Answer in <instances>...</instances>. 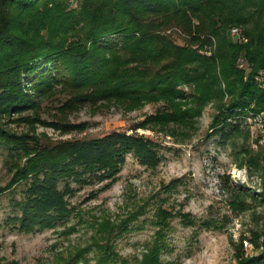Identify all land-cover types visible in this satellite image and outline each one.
Returning a JSON list of instances; mask_svg holds the SVG:
<instances>
[{
    "label": "trees",
    "instance_id": "trees-1",
    "mask_svg": "<svg viewBox=\"0 0 264 264\" xmlns=\"http://www.w3.org/2000/svg\"><path fill=\"white\" fill-rule=\"evenodd\" d=\"M172 27L187 36L184 43L163 33ZM235 28L246 41L234 38ZM262 68L264 0H0V151L12 173L10 187L23 185L21 197L10 199L4 226L23 234L54 229L74 213L71 200L79 188L105 189L127 156L145 167L160 162L159 144L134 131L48 145L10 128V123L40 122L36 111L58 87L71 95L63 109L98 102L132 109L163 100L165 109L148 116L142 126L159 125L171 135L214 102L218 113L208 136L225 145L248 135L246 112L264 111V88L254 81ZM183 84L191 89L189 109L176 103L186 98L179 88ZM83 129L84 124H71L64 130ZM259 159L260 151L242 147L234 163L250 173L259 169ZM232 190L237 203L264 200V183L262 191L252 194L236 186ZM114 228L101 246L94 243L104 250L96 264H129L113 250L111 237L119 227ZM164 230L159 229L158 240L145 247L136 264H169L162 260ZM250 234L253 253L241 255L237 264H264V225Z\"/></svg>",
    "mask_w": 264,
    "mask_h": 264
},
{
    "label": "rangeland",
    "instance_id": "rangeland-1",
    "mask_svg": "<svg viewBox=\"0 0 264 264\" xmlns=\"http://www.w3.org/2000/svg\"><path fill=\"white\" fill-rule=\"evenodd\" d=\"M71 7L75 8V4ZM163 33L179 44L187 38L177 27ZM179 88L186 97L176 101L179 109L191 108V89L184 84ZM221 88L226 91L223 83ZM59 90L60 87L36 111L40 122L10 123V128L33 134L41 144L48 145L113 131H134L159 144L160 162L154 168L145 167L127 156L117 178L105 189L98 190L102 187L99 185L79 188L71 200L75 211L65 222L54 229L23 234L3 224L10 213V199L21 197L23 185L10 187L12 173L1 150L0 191L10 188L0 192V264H96L104 250L94 243L101 246L114 227L119 230L111 237L113 250L129 264H136L145 247L158 240L156 233L161 227L165 228L167 243L162 260L169 264H237L241 255L253 253L252 242L251 247H245L244 241H250V230L264 225V200L247 198L237 203L232 190L236 186L250 194L262 191V152L250 128L247 136L245 133L220 145L216 137L208 136L218 113L214 102L203 106L198 116L189 118L191 126L178 128L171 135L159 130V125L142 126L148 116L165 109L163 100L142 102L132 109L111 102H98L95 107L76 103L63 109L71 95ZM228 99L224 95L223 103ZM50 123L62 128L55 129ZM71 124H84V129L64 130ZM242 147L260 151L259 169L249 173L235 165V154ZM93 192L95 196L91 198ZM210 221L215 224L203 225ZM98 225L102 226L99 236Z\"/></svg>",
    "mask_w": 264,
    "mask_h": 264
},
{
    "label": "bare ground",
    "instance_id": "bare-ground-1",
    "mask_svg": "<svg viewBox=\"0 0 264 264\" xmlns=\"http://www.w3.org/2000/svg\"><path fill=\"white\" fill-rule=\"evenodd\" d=\"M242 41H246V39L242 36ZM210 54V53H209ZM264 71V68H262L255 76H254V81L256 85L260 88H262V75H260ZM258 115H262V112H246L243 115L244 119V124L250 128L253 133L255 134V138L257 141L258 138V129L257 127L264 126V117H260V120H257ZM256 147H259L261 152H262V165H264V140H258V143H256ZM264 168V167H262ZM264 170V169H262ZM248 243V245H247ZM244 246L251 247V242L250 241H244Z\"/></svg>",
    "mask_w": 264,
    "mask_h": 264
},
{
    "label": "built area",
    "instance_id": "built-area-1",
    "mask_svg": "<svg viewBox=\"0 0 264 264\" xmlns=\"http://www.w3.org/2000/svg\"><path fill=\"white\" fill-rule=\"evenodd\" d=\"M231 33L234 36V38L242 41V34L240 33L238 29L236 28L232 29ZM206 54L209 55V51H207ZM243 67H244V63H243ZM260 75H262V88H264V71H262ZM260 117H264V111H262V115H258L257 120H260ZM257 129H258V138H257L256 143H258V140H264V126H261L260 124V127H257Z\"/></svg>",
    "mask_w": 264,
    "mask_h": 264
}]
</instances>
